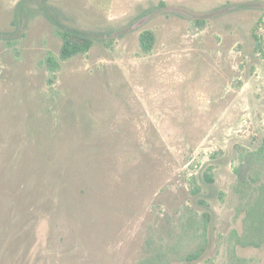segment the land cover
<instances>
[{
  "label": "rangeland",
  "instance_id": "rangeland-1",
  "mask_svg": "<svg viewBox=\"0 0 264 264\" xmlns=\"http://www.w3.org/2000/svg\"><path fill=\"white\" fill-rule=\"evenodd\" d=\"M263 15L264 0H0V264H228L237 150L264 135ZM54 26L93 44L50 85ZM236 253L264 264V240Z\"/></svg>",
  "mask_w": 264,
  "mask_h": 264
},
{
  "label": "trees",
  "instance_id": "trees-1",
  "mask_svg": "<svg viewBox=\"0 0 264 264\" xmlns=\"http://www.w3.org/2000/svg\"><path fill=\"white\" fill-rule=\"evenodd\" d=\"M264 24V15L260 18L252 28V38L255 42V49L260 50L262 42L260 36L256 33L260 24ZM191 27L203 29L205 21L203 19H193ZM54 33L60 39L58 56H53L50 52L47 53L42 63L49 74L47 82L51 85L54 83L56 73L60 68L61 61L67 60L73 56L85 54L93 44V40L88 36H78L71 31L61 29L54 26ZM155 44V34L151 30H143L139 34V48L144 54H149ZM238 165L235 167L237 174V183L235 188L241 194V210L244 213L242 226L243 231L238 234L236 230H232L228 237V264H247V260L237 256L236 246H254L259 247L264 240V135L261 138L259 145L248 150L238 148ZM213 165H209L203 174V179L207 183L213 182L211 170ZM200 187L194 184L191 191L194 195L198 194ZM200 203L205 204L203 200ZM188 206L182 207V216L185 217L188 213ZM204 227L208 223V213H203ZM195 220L191 217V225L194 227ZM201 224V225H202ZM203 228V227H202ZM204 231V228H203ZM205 250L204 244L200 243L194 249L188 251L183 256L186 262H192L198 259ZM162 254L145 258L143 264H163Z\"/></svg>",
  "mask_w": 264,
  "mask_h": 264
}]
</instances>
